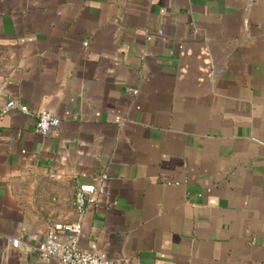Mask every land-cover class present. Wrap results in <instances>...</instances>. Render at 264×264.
<instances>
[{
	"label": "crops",
	"instance_id": "1",
	"mask_svg": "<svg viewBox=\"0 0 264 264\" xmlns=\"http://www.w3.org/2000/svg\"><path fill=\"white\" fill-rule=\"evenodd\" d=\"M75 221L114 264H264V0H0V264H67Z\"/></svg>",
	"mask_w": 264,
	"mask_h": 264
},
{
	"label": "built area",
	"instance_id": "2",
	"mask_svg": "<svg viewBox=\"0 0 264 264\" xmlns=\"http://www.w3.org/2000/svg\"><path fill=\"white\" fill-rule=\"evenodd\" d=\"M13 108H18L23 113L30 112L28 105L19 104L14 99L8 101L4 112ZM59 124L60 119L53 112L49 110H41L38 112L37 127L43 135H48ZM102 177L106 178V175ZM96 193L95 184L80 185L75 195V204L78 210H83L87 203H94L96 201ZM80 234V221L54 223L46 238L37 246V251L42 257L56 258L67 264H114L109 258L97 252L82 249L79 244ZM10 242L13 247L19 249L22 245V238H10Z\"/></svg>",
	"mask_w": 264,
	"mask_h": 264
}]
</instances>
